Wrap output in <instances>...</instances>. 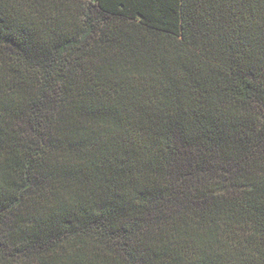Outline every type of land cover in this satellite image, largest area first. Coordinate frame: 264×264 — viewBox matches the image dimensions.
<instances>
[{
  "label": "trees",
  "instance_id": "16d2710c",
  "mask_svg": "<svg viewBox=\"0 0 264 264\" xmlns=\"http://www.w3.org/2000/svg\"><path fill=\"white\" fill-rule=\"evenodd\" d=\"M0 264H264V0H0Z\"/></svg>",
  "mask_w": 264,
  "mask_h": 264
}]
</instances>
